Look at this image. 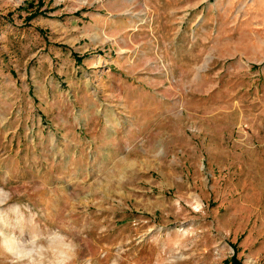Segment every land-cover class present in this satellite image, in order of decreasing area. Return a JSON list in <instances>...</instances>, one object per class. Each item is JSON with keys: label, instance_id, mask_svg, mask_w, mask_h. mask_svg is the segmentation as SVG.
Instances as JSON below:
<instances>
[{"label": "rangeland", "instance_id": "obj_1", "mask_svg": "<svg viewBox=\"0 0 264 264\" xmlns=\"http://www.w3.org/2000/svg\"><path fill=\"white\" fill-rule=\"evenodd\" d=\"M54 230L72 264H264V0H0V241Z\"/></svg>", "mask_w": 264, "mask_h": 264}, {"label": "clouds", "instance_id": "obj_2", "mask_svg": "<svg viewBox=\"0 0 264 264\" xmlns=\"http://www.w3.org/2000/svg\"><path fill=\"white\" fill-rule=\"evenodd\" d=\"M52 232L65 237L66 246L59 251L53 248L47 239ZM0 247L11 257L9 264H72L76 256V245L73 240L58 230L51 232L36 231L27 235L16 249H9L0 241Z\"/></svg>", "mask_w": 264, "mask_h": 264}, {"label": "bare ground", "instance_id": "obj_3", "mask_svg": "<svg viewBox=\"0 0 264 264\" xmlns=\"http://www.w3.org/2000/svg\"><path fill=\"white\" fill-rule=\"evenodd\" d=\"M13 238V237H12ZM12 238H6V245L9 247V249H16L18 248V245L16 243V241H14ZM57 241V240H56ZM55 241V242H56ZM60 243V242H59ZM57 244V243H56ZM62 244V243H61ZM65 244V243H64ZM66 246V245H65ZM62 247V246H61ZM63 249V247H62Z\"/></svg>", "mask_w": 264, "mask_h": 264}, {"label": "trees", "instance_id": "obj_4", "mask_svg": "<svg viewBox=\"0 0 264 264\" xmlns=\"http://www.w3.org/2000/svg\"><path fill=\"white\" fill-rule=\"evenodd\" d=\"M231 261H233L235 264H240V262L236 258V255L233 256V259Z\"/></svg>", "mask_w": 264, "mask_h": 264}]
</instances>
